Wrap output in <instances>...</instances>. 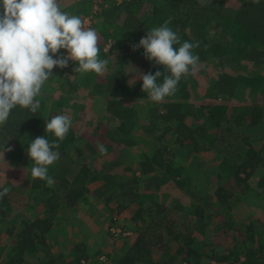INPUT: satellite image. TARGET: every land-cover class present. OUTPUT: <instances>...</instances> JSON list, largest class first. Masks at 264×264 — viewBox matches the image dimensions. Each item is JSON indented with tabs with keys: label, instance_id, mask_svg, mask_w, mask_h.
I'll use <instances>...</instances> for the list:
<instances>
[{
	"label": "trees",
	"instance_id": "1",
	"mask_svg": "<svg viewBox=\"0 0 264 264\" xmlns=\"http://www.w3.org/2000/svg\"><path fill=\"white\" fill-rule=\"evenodd\" d=\"M72 4L61 10L82 20L90 17L88 27L97 32L100 58L109 64L103 76L76 74L74 79L70 74L78 65L53 69L55 77L38 97L39 110L32 114L17 106L0 126V151L16 171L25 173L18 184L10 179L0 184V190L11 189L0 199V234L11 240L0 246L3 264H97V245L90 251L81 243L54 255L56 230L63 227L62 222L71 224L67 216L61 218L62 213L82 223L77 208L104 203L103 209L112 212L109 206L115 197L119 211L138 205L135 215L140 220H136L142 222L134 230L136 238L124 241L117 264H203V260L206 264H264V0L259 5L251 0H82ZM169 18V27L182 42L199 44L193 54L199 56L200 66L180 80L174 95L154 103L142 91L139 73L126 74V65L143 74L164 71L144 58L142 48L133 51L132 45ZM106 44L110 48L105 53ZM243 61L250 63L249 68H243ZM204 62H215L213 66L220 69L213 71L215 79L202 76ZM55 82H61L57 98L50 87ZM76 90L106 99V123L98 120L92 128L79 124L81 118L74 112L84 109V104L70 103L77 99ZM259 95L263 103L254 99ZM230 99L238 103L232 106ZM60 114L72 120L63 141L45 133V121ZM87 131L94 157L76 164L71 152ZM45 135L60 144V160L49 167L55 180L52 187L32 179V161L26 154L29 140ZM98 145L106 147L107 155L121 152L110 163L99 165L95 160L107 155L100 154ZM127 149L139 155L133 152L131 158ZM212 150L216 165L205 166L200 154ZM127 161L131 166L124 167ZM196 177L210 188L200 189ZM167 185L179 189L183 199L173 196L171 202L145 206V201L157 202ZM22 196L33 212L30 215L15 207L14 201ZM192 197L197 201L182 207L181 201ZM249 199L253 213L247 220H235L229 214L231 203ZM212 207H217L215 219L223 216L215 225L207 222V209ZM180 211L186 232L176 231V222L170 218ZM172 244H176L174 251Z\"/></svg>",
	"mask_w": 264,
	"mask_h": 264
},
{
	"label": "clouds",
	"instance_id": "2",
	"mask_svg": "<svg viewBox=\"0 0 264 264\" xmlns=\"http://www.w3.org/2000/svg\"><path fill=\"white\" fill-rule=\"evenodd\" d=\"M251 3L259 5L261 0ZM0 9V126L6 124L17 106L32 114L39 110L38 97L46 82L55 77L53 69H65L71 61L78 65L73 68L76 74L103 76L107 71L109 60L100 58L97 32L86 27L81 17L62 11L58 0H0ZM170 23L171 18L148 29L139 43L132 45L133 51L142 48L146 60L164 69L155 74L139 73L142 91L154 103L174 95L180 80L195 74L200 66L199 56L193 54L199 44L182 42ZM61 50L67 55H59ZM126 66L136 69L131 64ZM71 127L72 120L64 114L45 121V133L53 134L58 141L65 139ZM59 147L46 135L29 140L26 154L32 161L33 180L44 181L48 187L55 184L49 167L60 160ZM98 150L107 155L104 145H98ZM10 191L2 187L0 199Z\"/></svg>",
	"mask_w": 264,
	"mask_h": 264
},
{
	"label": "rangeland",
	"instance_id": "3",
	"mask_svg": "<svg viewBox=\"0 0 264 264\" xmlns=\"http://www.w3.org/2000/svg\"><path fill=\"white\" fill-rule=\"evenodd\" d=\"M79 1H82V0H67V2H69L67 4V3H64V2H66V0H62L59 3V5H60L61 9L62 8H69V7L74 6L72 3L79 2ZM120 1L121 0H118V2H120ZM234 4H235V2L232 3V5H234ZM97 8L98 7L95 5L93 7L94 11ZM83 21L85 22L86 27H88V25H90V22H91L90 17H85L83 19ZM99 44H100V40L98 39V45ZM105 48L109 49L110 48L109 44L105 45V47L103 49L104 52H105ZM205 63L206 62L201 63V67H202L201 74H202V76L215 79L216 73H214L213 71L217 72V71H220V69L213 66L215 64V62H212L211 64H205ZM242 64H243V68H249V66H250V63H247L246 61H243ZM131 71L136 72V73L138 72L141 75H143L142 71H138L136 69L130 70L129 67L127 66L125 73L130 74ZM74 76H76V73L72 72L70 74L71 79H74L73 78ZM60 83L58 84V82H55V83L50 84V87L53 89L52 95L54 98H57L59 95L58 92L60 90V88H59ZM73 96H77V99H75L73 102H70V103L78 102L80 104H84V109H81L80 107H78V110L76 109V111L74 112L76 117L81 118V121L79 122V124L83 128L85 126L86 127L88 126L91 128L95 127V124H96L95 122H98V120H103L104 123L107 122V118L109 117V114L106 112V99L104 97H102V96H88V95H86V92H83V90H76L73 93ZM251 98H253V97L251 96ZM257 98H258V101L260 103H263V102H261L262 99H261L260 95L254 96V99H257ZM190 101L193 102L194 100L191 99ZM144 102H145V100L144 101L142 100L143 104H144ZM229 103L233 106V105L237 104L238 101L235 99H230ZM70 107L73 110V107L72 106H70ZM85 120L88 121L87 124H85ZM115 123H119V121L114 120V124ZM89 134L90 133L88 131L86 133H82L81 137L77 141L75 148L71 152L72 157L74 159V162H76V164H79L85 157L88 158L87 161H89V159H92L94 157V155L91 154L90 148H89L90 144L92 145V143H93L92 137L89 136ZM95 150H96V148H95ZM97 152H98V150H96V154H97ZM120 152L121 151L119 150V152H115L114 154L107 155L106 157L102 158V160L97 159L95 161L98 162L99 165H105L107 163H110L114 159V156L120 154ZM133 152L137 153V151H135V150H133V151H129L128 149L126 150V153L128 155H130L131 158H132ZM213 152L214 151L212 150L211 152L200 154V161L204 162L205 166L216 165V163L213 160L215 157V154L213 157ZM130 161H131V159H130ZM130 161H127L126 163H124L123 164L124 167L131 166ZM16 169L17 168L15 167V164L8 162V160H6L3 157V154L0 151V171H1L0 184H4L9 179L14 184H18L19 182H21V179L24 178V174H25L24 170L20 169L19 171H16ZM122 174H125V172L121 171V175ZM196 182L198 185H200L199 188L202 190L210 188V186H208V183L204 182L201 177H199L198 179L196 177ZM167 186L163 187L164 188L162 190L163 192L160 191L162 193V195L160 194V199L157 198V200H156L157 202L151 203L149 201H145V206H151V205L155 206L156 203L163 202V201L171 202L169 197H173V196H176V197L178 196L180 199H183L184 194L182 192H180L179 189L174 188L172 185H167ZM173 188H174V190H172ZM166 193H168V194H166ZM22 197H19V201H14L15 207H16V205H18V209H19V211H22L21 212L22 214L30 215L33 212L26 208L24 197L23 198ZM191 200L193 202H195V201H197V198L192 197L188 202L187 201L186 202L181 201L182 207L183 206H185V207L189 206V203ZM117 202H118L117 198L115 197L109 206L113 210L112 212H108V211H105V209H103V206H105L104 203L103 204L101 203L100 205H93L90 207L83 205V206L77 208V210H78L77 215H79L80 218H85L89 221L88 227L90 229L92 227L93 228L98 227V229H103V231L105 229L108 231L107 234H103L100 237L98 236L99 234L93 235V237H94L93 239H95L96 237H97L96 239H98V243H96L94 246L98 245L100 242V247H101V249L104 247L103 253H105V255L100 256L98 258L97 264H116L118 259L120 258V254L122 253V247L124 248V241L127 238H129L131 241L134 240L136 238L137 234H135V231H133V230L137 231V229H139L142 226V222L138 221V220H140V218L137 216V214L135 215V211H136V209H138V205L137 206L134 205L135 207L132 209H123V210L119 211L117 209ZM249 204H251L250 199L246 200L242 203L241 202L240 203L237 202L235 204L231 203V205H232L231 206V212H229V214H232L233 218L235 220H237V219L239 221L247 220L249 218L250 214L253 213L251 208L248 206ZM216 208L217 207H212L211 210H209V208L207 209V215H208L207 222H209L210 225L211 224L215 225V223H217L219 221L220 222L223 221V216L220 217L221 220H219V221L217 218L215 219V217H213V213L216 210ZM102 209H103V211H100ZM99 211L101 213H105L107 216L101 215L99 217V215H100ZM91 212H93V213H91ZM62 214L63 215L61 216V218L64 220V219H66V216H67V218L69 219V221L71 223V224H66V223L62 222L63 227L69 226L72 229H74L75 231L82 230V233H81V235H79V233H77V234H74L73 236H71V235L68 236V233L66 232L67 230H64V231L56 230L57 231V233H56V236H57L56 240L57 241L54 240V243H55L54 247L55 248H53V250L58 251L59 253H62L61 249L67 250L66 247H68V245H69V240L75 243L77 241L75 239H78L81 237V239L83 238V240L86 239L88 241L89 237L91 236L89 231H86L85 224L83 222L77 223L76 219L70 218L69 215H66V213H62ZM180 214H181V211L178 212L176 215L175 214L170 215V218L174 219L176 222L175 223V230L176 231H182L183 230L184 232H186L185 228L187 227V225H185L183 220L180 218ZM89 215H92L93 218L90 217ZM111 218H112V222L109 221V219H111ZM137 218H138V220H136ZM143 218H145V220L148 219L146 212L143 214ZM100 222H102V223H100ZM112 225H113V227H112ZM210 225L208 226V229L210 228ZM112 228H115L114 230L117 231L116 233H119V234L113 233L111 230ZM79 231H77V232H79ZM119 231L126 232L123 235H125V234H128V235L124 237L120 234ZM87 235H89V236H87ZM69 237L71 239H69ZM10 243H11V240L9 239L8 236H6L4 233L0 234V246L1 247L6 246L7 244H10ZM170 243H172V242H170ZM171 247H172V250L174 251L176 249V244H172ZM90 251H92V250L90 249ZM64 252H66V251H64ZM106 254L111 255L112 260H107L108 255H106ZM3 258H4V256L0 257V262H2V264H3ZM206 261L207 260H203V264H206ZM210 264H213V262H210Z\"/></svg>",
	"mask_w": 264,
	"mask_h": 264
},
{
	"label": "crops",
	"instance_id": "4",
	"mask_svg": "<svg viewBox=\"0 0 264 264\" xmlns=\"http://www.w3.org/2000/svg\"><path fill=\"white\" fill-rule=\"evenodd\" d=\"M109 47H110V44H109ZM65 50H64V55H65ZM70 65H72V62H69V66ZM69 66L67 67V69L69 68ZM73 66V65H72ZM71 66V67H72ZM8 181V180H7ZM107 216V215H106ZM82 222L85 224V225H89V224H87L89 221L87 220V219H85V218H82ZM60 229H59V231H64V230H67L66 232L68 233V236H73L74 234H77V233H79V235H81V233H82V230H77V231H79V232H77V231H75L74 229H72L71 227H59ZM71 228V229H70ZM85 228H86V231H89V233L91 234V236L89 237V240L87 241L86 239L85 240H83V238L81 239V237L80 238H78V239H75V240H77L75 243L74 242H72V241H70L69 240V245H68V247H67V251H70L71 249H72V247H75V245H77V244H85V245H87L88 246V250H93V248H94V244H95V239L97 238H95V239H93L94 237H93V235H95V234H99L98 236L100 237L101 235H103V234H107V230H105L104 229V231H103V229H98V227H96V228H89L88 226H85ZM58 229V228H57ZM76 229V228H75ZM58 231V232H59ZM134 231V230H133ZM78 236V235H77ZM89 236V235H88ZM69 239H71L70 237H69ZM74 240V239H73ZM88 243V244H87ZM55 246V243L53 242V245H52V252H53V254L54 255H58L59 254V252L58 251H54L53 250V248H55L54 247ZM66 251V252H67ZM98 251V253H100L99 254V257L100 256H103V255H105V253H103L104 252V247L101 249V247H100V242H99V244L97 245V248H96V252ZM106 255H108L107 256V260H112V258H111V255H109V254H106ZM69 261L70 260V258L68 259L67 257H65V261ZM97 263V262H96ZM117 264V263H116Z\"/></svg>",
	"mask_w": 264,
	"mask_h": 264
},
{
	"label": "built area",
	"instance_id": "5",
	"mask_svg": "<svg viewBox=\"0 0 264 264\" xmlns=\"http://www.w3.org/2000/svg\"><path fill=\"white\" fill-rule=\"evenodd\" d=\"M62 0H58V3H60ZM90 22V21H89ZM65 55H67V53H65ZM71 62V61H70ZM112 227H113V225H112ZM115 228H112L111 230H112V232L113 233H115V234H119V233H116L117 231H115L114 230ZM120 232V234L122 235V236H127L128 234H125V235H123L124 233H126V232H122V231H119ZM0 264H2V262H0ZM213 264H215L214 262H213Z\"/></svg>",
	"mask_w": 264,
	"mask_h": 264
}]
</instances>
